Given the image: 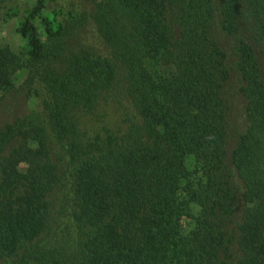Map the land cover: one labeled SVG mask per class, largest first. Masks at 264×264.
Segmentation results:
<instances>
[{
    "label": "trees",
    "instance_id": "trees-1",
    "mask_svg": "<svg viewBox=\"0 0 264 264\" xmlns=\"http://www.w3.org/2000/svg\"><path fill=\"white\" fill-rule=\"evenodd\" d=\"M17 18L38 107L0 131V264H264V0H0ZM81 19L110 56L51 70L45 43ZM230 61L247 123L231 166ZM16 67L0 49V90Z\"/></svg>",
    "mask_w": 264,
    "mask_h": 264
},
{
    "label": "rangeland",
    "instance_id": "rangeland-1",
    "mask_svg": "<svg viewBox=\"0 0 264 264\" xmlns=\"http://www.w3.org/2000/svg\"><path fill=\"white\" fill-rule=\"evenodd\" d=\"M21 4L27 7H34L38 0H18ZM83 11L92 12L94 4L90 1L84 2ZM19 19L10 21H0V49L6 54L14 56L17 62L16 70L13 74L14 85L7 90H0V131L5 130L13 121L24 117L38 107V102L29 93L27 89V79L30 71V61L28 56L24 54L23 46L24 39L17 32ZM217 37L221 46L232 59V41L234 37L227 31L222 30L217 32ZM46 50L53 53L51 59L47 63V67L51 70L61 71L68 66L70 58L78 52H85L96 57H108L111 54L110 48L100 37L96 25L93 20L74 21L69 24L68 30L64 37L53 44L45 43ZM261 66L264 76V62L261 60ZM231 79L227 83L226 99L229 105L228 120H229V139H228V161L231 166L232 154L237 145L240 134L246 128V115L244 110V102L239 95L242 87V78L236 70L234 63L230 61ZM116 106H109L104 111L108 117L114 122L119 113L115 114ZM189 170L193 173V177H197V164L193 157L187 161ZM26 167H23L24 170ZM238 188H236L237 190ZM238 202L240 204V192L237 190ZM240 206L237 208L235 219L239 217ZM200 208L193 207L194 214H198ZM183 227L185 232L192 228V221L184 220Z\"/></svg>",
    "mask_w": 264,
    "mask_h": 264
}]
</instances>
